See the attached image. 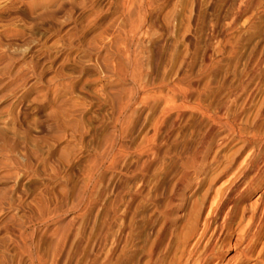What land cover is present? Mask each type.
<instances>
[{
    "label": "rangeland",
    "instance_id": "374dc122",
    "mask_svg": "<svg viewBox=\"0 0 264 264\" xmlns=\"http://www.w3.org/2000/svg\"><path fill=\"white\" fill-rule=\"evenodd\" d=\"M263 140L264 0H0V264L193 263Z\"/></svg>",
    "mask_w": 264,
    "mask_h": 264
},
{
    "label": "bare ground",
    "instance_id": "6f19581e",
    "mask_svg": "<svg viewBox=\"0 0 264 264\" xmlns=\"http://www.w3.org/2000/svg\"><path fill=\"white\" fill-rule=\"evenodd\" d=\"M245 165L246 167L241 168L242 170L240 175L237 174L238 177L233 178L235 180L234 183L231 185V187H229L226 190V192H224V194H221V190H218L220 192L216 193L217 194L216 198L215 200L213 198L214 201L212 203V204L216 203V206L212 207L211 205L210 207L211 215L209 216L208 220L206 219V223L204 222L205 224L203 225V227L205 226V228L202 234L200 235V238L197 237L199 238V240L194 245L195 250L198 251V249H200L199 246L203 245L201 243L207 239L208 235H210L209 233L211 232L213 226H215V228L213 229L210 238L207 240L206 245L204 244L205 245L204 249L198 254L196 260L193 258V260L195 261L191 263L192 262L191 259H188L184 264H212L217 256L213 244L220 241V239L224 234L225 229L237 217L240 208L239 204L243 200L247 199L250 194L254 193L257 189H260L262 186H264V146L262 148L260 147L259 149H252L249 154V158H246L245 160ZM186 175H188V171H186ZM219 197H220L219 202H217ZM245 212L246 210H244V213ZM219 218H222L221 220L222 223L219 222L218 220ZM263 224H264V207L263 208L258 207L253 212L252 216L249 218L248 223L246 225V229L243 236L244 247L241 251H239V255L237 258V260L239 261L237 262V264H245L248 262V260H250L251 258L250 255L254 251L253 248L255 249L254 244L256 243L255 241H257V237H258V235H255V233H254L255 236L251 237L250 232L253 228L257 227L258 225L261 226ZM218 264H220V262Z\"/></svg>",
    "mask_w": 264,
    "mask_h": 264
}]
</instances>
